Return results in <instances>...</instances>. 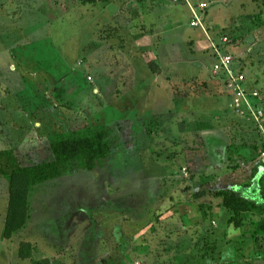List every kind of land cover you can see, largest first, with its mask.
Segmentation results:
<instances>
[{
  "label": "rangeland",
  "instance_id": "obj_1",
  "mask_svg": "<svg viewBox=\"0 0 264 264\" xmlns=\"http://www.w3.org/2000/svg\"><path fill=\"white\" fill-rule=\"evenodd\" d=\"M50 1L0 5V264H239L228 238L264 240V220L253 227L264 212V121L254 116L264 107V0H191L209 5L214 25L230 21L200 31L229 36L254 108L243 113L222 74L197 72L208 39L191 31L184 0ZM102 130L112 147L103 164L27 192L30 222L4 237L12 177L49 161L55 140ZM243 185L251 202L238 215L208 213ZM171 201L190 208L162 215Z\"/></svg>",
  "mask_w": 264,
  "mask_h": 264
},
{
  "label": "trees",
  "instance_id": "obj_2",
  "mask_svg": "<svg viewBox=\"0 0 264 264\" xmlns=\"http://www.w3.org/2000/svg\"><path fill=\"white\" fill-rule=\"evenodd\" d=\"M208 7L209 5L207 4L205 12L208 10ZM225 33L226 32H222V38L229 37ZM228 41L230 42V39ZM226 47L228 48V44ZM225 52L230 53L226 48ZM230 54L232 55V53ZM216 63L217 60L214 63L213 69ZM240 73L243 74V70H241ZM257 108H263L264 111V107L259 103H257ZM109 137V132L102 130L87 135L75 134L57 139L52 142L50 146L51 159L49 161L22 168L20 170L21 181L17 184V174L15 177H12L9 190L11 197L9 196L10 203L8 202L4 237L14 239V235L16 233V235H18L30 222L32 210L28 201L29 198L26 196L27 192L31 193L37 186L68 175L74 165H77L82 171L96 170L111 155L112 147L109 143ZM243 189L248 188H246V185H243L240 188L230 190L228 193L226 192V194H224V207L231 211L234 210L237 215L239 209L246 208L251 202L243 196ZM218 196V198L222 197L220 195ZM262 196L264 197V191L262 192ZM254 207H256V204H254ZM258 209L264 211V205L262 209L260 207ZM237 215L234 216V219L237 218ZM256 233L255 235H258V233ZM29 239L30 237L23 241H29Z\"/></svg>",
  "mask_w": 264,
  "mask_h": 264
},
{
  "label": "crops",
  "instance_id": "obj_3",
  "mask_svg": "<svg viewBox=\"0 0 264 264\" xmlns=\"http://www.w3.org/2000/svg\"><path fill=\"white\" fill-rule=\"evenodd\" d=\"M30 1H32V0H30ZM33 5H41L42 4V2H45V3H47V4H44L42 7L40 6V9H42L43 8V10H44V7H48V5L50 4V0H33ZM59 2V0H56V2H55V4H57ZM204 2V1H203ZM227 3V7H228V1H226ZM0 5H3V0H0ZM34 6V9L37 7H35ZM56 6V5H55ZM56 8H57V6H56ZM180 8H182V7H180ZM39 9V8H38ZM179 9V8H178ZM186 9V8H185ZM189 9V8H188ZM52 10V9H51ZM176 10V9H175ZM187 10V9H186ZM38 11H42V10H38ZM188 11V10H187ZM51 12V11H50ZM33 13H35V11L33 12ZM188 14H189V19H188V23H191V31L192 32H195V33H198V32H201L202 33V31H200L201 30V28L200 27H193L192 26V21H193V18H192V14H191V11H190V9H189V11L187 12ZM207 13H208V10L205 12V13H203V17H202V20H203V23H204V25H206L207 27H209V29H212V27H214V29L216 30H218V31H223V29H226V26H227V23H230V21L228 22V20H227V22L226 21H224L222 24H219L218 26H216V25H214V23H215V21H214V18H210V19H208L209 18V16L207 15ZM241 13L239 14V16H240V18H241ZM173 18V17H172ZM232 20H233V18H231ZM177 21H179V18L178 19H173V21L171 22V24H172V26H171V28H172V33H173V35H175V37L176 36H178V34H176V31H177V29H174V23L175 22H177ZM210 24V26L208 25V24ZM158 31V30H157ZM194 33V34H195ZM158 34H161L159 31H158ZM202 35H203V33H202ZM214 35V34H213ZM222 36V33L217 37V38H219V40H217V41H220V39L222 38L221 37ZM203 37L204 38H206V36L205 35H203ZM210 38V37H209ZM206 39H208V37L206 38ZM216 39V38H215ZM206 42H208L207 44L209 45L208 46V48H206V49H204V47H203V51H205V53H206V56L205 57H207V58H209V59H206L205 60V64L203 63V62H198V61H195L194 60V65H195V67H196V70H197V72H199V73H201V74H203V75H205V74H207V76H208V72H210L211 70H212V68L214 67V63L216 62V59H215V56H214V53H213V51H212V49H211V41H210V39H208ZM206 42H205V44H206ZM206 44V45H207ZM225 47V46H224ZM192 49H194V47L192 48ZM226 49H228L229 51H230V53H232V51L230 50V46L228 47V48H226ZM233 55V54H232ZM214 61V63H212L211 64V62H213L212 60ZM234 59H235V61H234V63H233V69L236 71V70H242L243 69V67H241L239 64H238V62H237V60H236V58L234 57ZM209 64V65H208ZM191 66H192V64H191ZM241 67V68H240ZM214 70V69H213ZM211 73V75H212V72H210ZM221 78H219L220 79V81L222 82V84H224L223 83V81H224V77L223 76H220ZM225 82V81H224ZM237 134V133H236ZM220 135H221V132H220ZM244 138V135H239V137L238 138ZM213 179L214 178H210V180L211 181H213ZM198 181H199V179L198 178H193L192 177V183L194 182V184H196V183H198ZM188 204V203H187ZM189 205V204H188ZM181 206H183L182 208H181ZM188 206H186V204H183V205H179L178 204V202L176 203V201H175V203H173V201H171V205H170V208L168 209V211H166V212H162V215H167V216H169V215H179V214H181V215H184V213H186L187 211H186V208H187ZM190 208V206L187 208V209H189ZM193 209H194V206L191 204V211H193ZM223 210V211H222ZM210 212H213V214L215 213V214H224L225 212H226V208L224 207V206H220L219 208H216L215 206H214V208H213V210L211 211V209H210V211L208 212L209 214H210ZM183 213V214H182ZM261 215L263 216V219L262 220H260V222H255V226H253V227H256L257 229H261V227L263 228V226H262V224H261V222L264 220V212L262 213L261 212ZM178 216H174V220H176V221H178ZM259 221V220H258ZM142 231V230H141ZM252 233H255L254 231L252 232ZM145 234L144 233H140L138 236H133L135 239H138L140 242H144V241H146V240H144L143 238V236H144ZM254 235V234H253ZM251 236V240H247L246 238H248V236H245L244 237V235L241 233V235H238V238L237 239H231V238H228V242L229 243H233L234 244V246H233V249H237V248H240L239 249V251H240V253H238V251L236 252V254H235V258H236V260L237 259H241L240 260V262H236V263H239V264H241V263H243V262H245V263H252V264H264V240L263 239H261L260 237H261V233H258V236H259V238H255L254 236ZM117 236L118 237H120L121 236V234H119V233H117ZM244 238H243V237ZM223 238V237H222ZM246 239V240H245ZM256 241L257 243L255 244L256 246H257V252H254V251H251V250H249L248 251V253L244 250V248H243V244L244 243H246V242H248V241ZM241 241V247L238 245V243ZM49 243V242H48ZM25 244V243H24ZM26 244L27 245H25V246H23L22 247V249H24L23 251L25 252V254L27 253V255H28V258H32V254L30 253L31 252V247H34L35 246V244H37V246H38V244L39 243H36V242H34V239H32V238H30L29 239V241H26ZM49 244H51V245H53L54 246V248H55V250H59V248L60 249H62L63 250V247L64 246H57L56 244H52V243H49ZM37 246H35V249H36V247ZM145 246H146V244H145ZM25 247V248H24ZM142 247V246H141ZM142 248H144V247H142ZM233 249H232V251H233ZM37 250V249H36ZM61 250V251H62ZM145 252H146V250H145ZM55 253L57 254L58 253V255H57V257L59 258V257H61V256H63V255H59V252L58 251H55ZM245 253H247L246 255H245ZM226 262H229V261H226Z\"/></svg>",
  "mask_w": 264,
  "mask_h": 264
},
{
  "label": "built area",
  "instance_id": "obj_4",
  "mask_svg": "<svg viewBox=\"0 0 264 264\" xmlns=\"http://www.w3.org/2000/svg\"><path fill=\"white\" fill-rule=\"evenodd\" d=\"M174 3H178L179 0H171ZM188 8L190 9L192 13V26L193 27H201L202 29L204 26L202 17L203 13L205 12V9L207 8V4L200 3V4H192L191 0H184ZM211 40V39H210ZM228 38H223L222 40L216 42V40H211V48L214 53V56L216 57L217 63L214 68L215 74L218 76L219 74H222L221 76L226 78L227 84L230 86V89L232 90L235 106L238 109L240 113H243L241 109L244 108V106H248L251 111H254V108L250 105L247 97V91L245 90V81L246 78L244 74L239 73L234 74L233 72V63L235 61L234 57L230 53H226L225 50H223V45H226L228 43ZM228 76V79H227ZM258 92H253L251 96L254 98H259ZM260 109L257 108V111L254 113V116L258 122L262 125V122L264 121V112L259 111ZM263 130V128H262ZM264 159V153L262 154Z\"/></svg>",
  "mask_w": 264,
  "mask_h": 264
}]
</instances>
